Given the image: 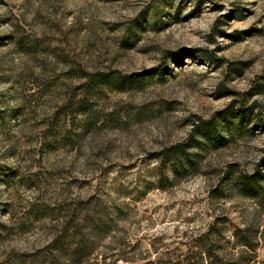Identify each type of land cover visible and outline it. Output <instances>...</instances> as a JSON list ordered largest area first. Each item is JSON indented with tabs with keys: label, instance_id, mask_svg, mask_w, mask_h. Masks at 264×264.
<instances>
[{
	"label": "rangeland",
	"instance_id": "obj_1",
	"mask_svg": "<svg viewBox=\"0 0 264 264\" xmlns=\"http://www.w3.org/2000/svg\"><path fill=\"white\" fill-rule=\"evenodd\" d=\"M84 215V264H264V0H0V264Z\"/></svg>",
	"mask_w": 264,
	"mask_h": 264
},
{
	"label": "trees",
	"instance_id": "obj_2",
	"mask_svg": "<svg viewBox=\"0 0 264 264\" xmlns=\"http://www.w3.org/2000/svg\"><path fill=\"white\" fill-rule=\"evenodd\" d=\"M87 79V86L94 88L99 85L107 84L108 82H117L122 83L124 79L121 77L113 76L112 73L109 72H90L88 74ZM79 105L84 107V101L79 100ZM206 130V128H204ZM202 130L203 132H206ZM187 145H184L183 143H175L172 144L169 147H166L159 153V158L163 163L165 161H172V167L174 171H177V168H185V167H191L194 168L197 165V160L194 161L189 157V153L187 151ZM177 162V164H176ZM240 188L241 192L243 194L252 196L254 195L259 189V186L254 181V178L252 176L248 175H241L240 177ZM36 209V208H35ZM79 217V221H73L69 220V218L65 219L61 229L58 230L57 233H55L48 241L46 247L49 248V252L51 254V257L48 262V264H84L86 261H88L92 252V243L93 241L89 239L90 234H94L96 236L102 234L105 230V227L103 225H93L92 221V227L93 229L90 231V234H87V232L82 231L83 222L85 220V215L77 216ZM218 220H216L215 223H217ZM242 230V229H239ZM244 230V229H243ZM211 232L210 230L207 231L206 236H208ZM235 235H238V231H234ZM209 239V238H208ZM207 239H204L201 244L198 243V246L205 247L206 243H208ZM242 244H245L249 247H253L252 243L246 240L241 241ZM196 244V243H195ZM197 245V244H196ZM206 252V256L202 255V252L200 254L198 253V256L195 255H189L187 258L186 264H205L204 260L206 258H209V264H227L222 259H219L211 254L210 249H202ZM200 250V251H202ZM195 257L196 262L190 263L191 258ZM243 256H240L236 258L232 263L230 264H249L250 258H242ZM45 264V263H41ZM229 264V263H228Z\"/></svg>",
	"mask_w": 264,
	"mask_h": 264
}]
</instances>
